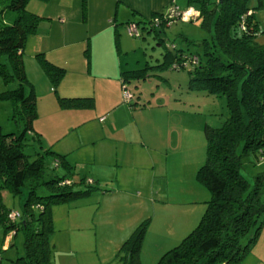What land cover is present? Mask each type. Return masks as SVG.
I'll return each instance as SVG.
<instances>
[{
  "label": "trees",
  "instance_id": "16d2710c",
  "mask_svg": "<svg viewBox=\"0 0 264 264\" xmlns=\"http://www.w3.org/2000/svg\"><path fill=\"white\" fill-rule=\"evenodd\" d=\"M27 1L0 0V77L4 82L16 81L15 86L0 90V98H9L14 103L12 118L17 126L9 131H2L0 127V224L2 238L10 230L12 234L19 230L22 235V251L13 258L15 262L50 264V206L88 194L97 185L81 176L71 179L68 172L44 178L43 151L53 154L54 166L67 165L62 154L45 147L29 157L23 149L30 140L37 147L42 145L32 125L36 116L35 96L22 62L25 39L36 31L41 16L26 8ZM208 3L209 0H200L197 16L193 18L208 29L207 36L198 40L201 51L175 48L171 43L168 46L174 51L167 48L162 53L161 64L186 68L191 87L224 94L227 115L219 125L204 121L202 127L205 154L195 177L209 192L205 208L196 224L165 249L154 264H236L250 250L263 222L264 169L254 175L252 184L240 172L241 154L245 152L253 153L255 164L263 165L264 161V43L255 40L260 28L252 11L262 0H255L251 7L247 0H216L211 6ZM81 12L84 14V0H81ZM155 15L159 18L157 25L151 24L152 16L144 18L140 25L151 29L179 19L166 23L161 13ZM130 21L138 23L127 20L125 27ZM35 56L51 83H57L64 67L46 59L42 52H36ZM141 70L140 67L127 69L121 74L125 79L142 78L145 73ZM25 81H28V91L23 88ZM57 100L60 106L92 103L89 95H57ZM74 182H83L86 186L72 189ZM40 183L47 186V192L36 193ZM22 187L26 195L19 209L6 206L1 192L15 195ZM11 209L18 213L13 219L7 215ZM147 223L148 217H145L133 227L110 264H139L138 252Z\"/></svg>",
  "mask_w": 264,
  "mask_h": 264
},
{
  "label": "crops",
  "instance_id": "0c3cea01",
  "mask_svg": "<svg viewBox=\"0 0 264 264\" xmlns=\"http://www.w3.org/2000/svg\"><path fill=\"white\" fill-rule=\"evenodd\" d=\"M186 2L84 0V14L81 12V0H28L26 3L28 10L41 16L36 31L27 36L28 40L26 38L30 51L34 54L44 52L50 61L65 69L56 83L57 89L53 90L55 99L48 96V100L52 99L53 102L47 108L53 122L47 118L45 126L35 129L40 134L42 144L49 147L53 144L55 148L52 150L62 154L67 163L61 165L62 173L68 172L71 179L81 176L96 185L109 184V192L115 193L113 210L119 212L123 206L125 213L126 209L139 210V214L131 216L126 213V217L129 216L128 226L132 222L134 225L137 218L142 220L148 217L140 248L146 233H151L153 255L178 242L200 217L201 207L193 204L194 194L185 193L182 187L176 185L192 179L188 165L180 162L183 154L190 155L194 147L191 138L184 139L187 125L183 123L184 116L178 115L179 110L171 106L168 93L164 90L159 93L151 90L146 94L139 78L132 77L133 81L130 76L126 79L122 77L123 70L139 68L136 62L87 60L84 72V60H55L53 55L56 51L62 52V46L85 37L90 46L96 43L99 48L108 50L113 43L115 49L119 50L117 35L113 34L121 30L119 27L127 33L124 26L127 20L138 22L142 17L150 18L164 12L170 4H176L180 9L190 6L198 13V3ZM252 11L260 28L256 40L264 43V0ZM137 24L139 28L140 23ZM56 48L58 50H54ZM68 68L70 72L67 74ZM122 80L130 90L131 97L136 98L134 102L137 99L146 101V95H153L155 101H143L138 103L139 106H131L130 102L122 99ZM49 87L52 89L51 85ZM56 94L89 95L92 103L85 106H60ZM50 160L54 166L53 154ZM261 164L264 169V161ZM174 188H178V191ZM95 193L96 190H93L88 194ZM158 199L162 202L154 204ZM132 229L129 227L124 234L128 235ZM8 233L11 234V230ZM8 233L2 238V249L7 247ZM236 264H264V216L250 250Z\"/></svg>",
  "mask_w": 264,
  "mask_h": 264
},
{
  "label": "rangeland",
  "instance_id": "374dc122",
  "mask_svg": "<svg viewBox=\"0 0 264 264\" xmlns=\"http://www.w3.org/2000/svg\"><path fill=\"white\" fill-rule=\"evenodd\" d=\"M188 1L190 3H200V0H187L186 3H189ZM214 1L216 0H209L210 3H208V6H211ZM254 4L255 0H247L248 6L251 7ZM256 8L257 7H255L254 10ZM254 18L257 19L256 15H254ZM143 19L142 17L138 23H141ZM119 29L121 30L117 32V36L113 34V36H116V43L118 42L119 50L115 49L113 43H111L108 50L106 48H99L96 43L90 46L85 37L84 39H78L62 46V52L56 51L53 58L55 60H84V72H86L85 63L87 60L133 61L136 62V65H138L137 67L143 69L141 70L142 73H145V76L139 78L138 81L141 82L140 86L142 85L146 94L151 90L155 93H159L162 90L168 93L171 106L179 110L178 115L183 114L184 125L187 123L184 139L186 137L191 138L194 145L191 154H183L180 159V162L188 165L187 167L192 179L176 185H179V188L182 187L183 192L194 194L193 198H195V202L193 204L201 207L198 214V216H200V212H203L205 208L204 201L209 195L208 189L195 177L196 166L202 163L205 154V138L202 131L203 122L205 121L210 125H219L221 121L224 120L227 115L225 96L224 94H212L206 92L202 88L189 86V74L186 68H171L170 65H162L161 61L163 59L162 53L166 51L167 48L174 51V48L168 46L171 43L175 45V48L186 47L185 49L187 50H197L200 52L201 48L198 44V40L203 36H207L208 29L199 25V19H175L168 25L163 27L155 26L151 29H145L139 25V29L143 31V33H140L138 36L128 35L124 28L119 27ZM27 40L25 39L26 43L24 42L22 62L26 78L31 84L35 96L36 116L33 120V127L37 129V127L47 124V118L52 119L51 122H53V117L47 110L53 102L52 99L51 101L48 100V96L55 99V97H53L55 96L53 90L55 88L57 89V85L56 83H51L42 66L38 63L35 54L30 51V45L27 43ZM54 50H58V48ZM117 53L119 54L118 57H116ZM42 54L48 59L44 52H42ZM113 54L115 58H113ZM68 72H70V68H68L67 74ZM131 79L133 80L132 77ZM28 81L23 83L25 91H28ZM15 85V80L4 82L0 77V90ZM49 85L52 86V89ZM138 86L139 85H137V87ZM145 99L146 101L143 100L144 103L155 101L153 95H146ZM134 100L136 101V98L131 97L129 101L131 106L143 102L140 99H137V102H134ZM13 105L14 103H11L9 98H0V127L2 131L17 129L14 119L12 118ZM45 147L49 146L42 144L40 147H37V144L30 140L24 145L23 149L30 154L29 157H33L35 151H42V148ZM49 148L53 149L55 147L52 144V147ZM240 149L241 142L237 146V151L240 152ZM43 154L42 156L45 158L43 162V177L47 178L53 174H61L63 171L61 165L52 166L51 164L50 158H52V153L43 151ZM253 159L254 155L251 152L241 154L242 162L240 172L248 179L250 184L253 183L254 175L263 169L261 167L262 165L255 164ZM144 169H146V167ZM132 172L136 173L135 170ZM179 172L182 174V169H180ZM85 186L86 184L83 182H74L71 184L72 189L83 188ZM106 186L104 184L97 185V188L94 189L96 190L95 194H85L62 202L53 203L50 206L52 226L49 235L52 248L50 264H110L112 262L117 249L127 235L124 233L129 227H134L141 218L135 219L134 225L132 222L129 224L130 226H128L127 221L129 216L139 214V210L129 211V209H126V213L129 215L128 217H126V213L123 211L124 206L122 207L123 209H119V212L113 210L112 200H114L115 193L109 192L111 189L109 184H106ZM129 188H131V185ZM35 191L41 194L47 192L48 189L45 184L40 183L37 185ZM175 191H178V188H176ZM1 193V198L6 206L19 209L20 202L26 195V189L22 187L21 192L15 195L5 190ZM171 194L174 196L173 192H171ZM130 195L131 194H128V196ZM262 198L264 199V193ZM162 199L164 200V198ZM161 202L162 201L158 199L154 204H159ZM106 204L110 206L107 207ZM193 204L191 206H193ZM146 216H149V214H146ZM197 218L199 219V217ZM8 234V247L2 249L4 243H1L3 234L2 225L0 224V264H18L13 258L17 253L22 251V235L19 230L15 234ZM150 234L151 233H149V235ZM149 235L146 233L141 248L139 249V264H154L159 255L164 251L161 250L156 254L157 256L152 254L154 252L152 250L153 241L150 240L151 235L150 237Z\"/></svg>",
  "mask_w": 264,
  "mask_h": 264
},
{
  "label": "built area",
  "instance_id": "2783aa9c",
  "mask_svg": "<svg viewBox=\"0 0 264 264\" xmlns=\"http://www.w3.org/2000/svg\"><path fill=\"white\" fill-rule=\"evenodd\" d=\"M162 17L165 19L166 23H169L171 20L174 18H179L182 20H189L193 19L195 15H197V10L194 8L188 6L184 9H180L177 7L176 4H170L167 9L164 12H161ZM151 24L157 25L159 23V18L157 15H154L150 18ZM242 21L243 18L240 19V27L242 28ZM126 31L130 35H138L140 33V30L135 22H128L126 24ZM121 94H122V99L125 100L126 102L130 100L132 94L130 90L127 88L126 83L122 80L121 81ZM17 210L11 209L8 211V218L13 219L17 216ZM12 233V230H11Z\"/></svg>",
  "mask_w": 264,
  "mask_h": 264
}]
</instances>
